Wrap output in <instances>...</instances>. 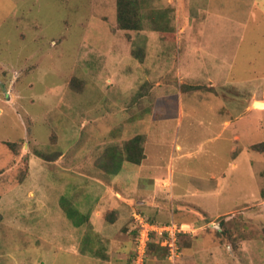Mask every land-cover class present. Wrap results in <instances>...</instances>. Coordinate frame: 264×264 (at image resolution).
I'll return each mask as SVG.
<instances>
[{
	"label": "rangeland",
	"instance_id": "374dc122",
	"mask_svg": "<svg viewBox=\"0 0 264 264\" xmlns=\"http://www.w3.org/2000/svg\"><path fill=\"white\" fill-rule=\"evenodd\" d=\"M138 13L0 0V264H174L155 233L140 261L139 218L182 227L176 264H264V0ZM134 138L150 170L115 177Z\"/></svg>",
	"mask_w": 264,
	"mask_h": 264
},
{
	"label": "trees",
	"instance_id": "16d2710c",
	"mask_svg": "<svg viewBox=\"0 0 264 264\" xmlns=\"http://www.w3.org/2000/svg\"><path fill=\"white\" fill-rule=\"evenodd\" d=\"M139 3L140 0H117V20L118 26L121 29L139 30L141 28L142 22L138 13ZM190 88L191 90H198L201 88V84L191 83ZM131 142L132 144L128 149L131 154L128 156V160L134 163H139L141 159L144 158L143 147L139 145L137 138H134ZM251 148L261 153L264 152V141L253 144ZM133 151L137 152L132 153ZM67 214L72 221L74 220L73 223L76 226L82 224L84 220L88 218V215H82V213L74 207H70ZM75 214H80V218L75 217ZM181 234L182 233L180 232L179 235L181 236Z\"/></svg>",
	"mask_w": 264,
	"mask_h": 264
},
{
	"label": "built area",
	"instance_id": "2783aa9c",
	"mask_svg": "<svg viewBox=\"0 0 264 264\" xmlns=\"http://www.w3.org/2000/svg\"><path fill=\"white\" fill-rule=\"evenodd\" d=\"M141 226L143 229L141 230V240L139 238V244L141 241V245L138 244V256L140 261L142 262L144 254L146 252V247L148 245L150 233L157 234L160 238H162V245L168 246L169 248V258L176 264V258L179 254V240L178 235L182 231V227L178 226L175 222L165 223V224H155L149 221H146L143 218H139ZM145 230V231H144Z\"/></svg>",
	"mask_w": 264,
	"mask_h": 264
},
{
	"label": "crops",
	"instance_id": "0c3cea01",
	"mask_svg": "<svg viewBox=\"0 0 264 264\" xmlns=\"http://www.w3.org/2000/svg\"><path fill=\"white\" fill-rule=\"evenodd\" d=\"M198 66H196L195 67V69L197 68ZM206 67V66H205ZM204 68V67H203ZM214 68H220L219 66H216V67H214ZM214 83V82H213ZM191 92H193V91H191ZM264 102V101H263ZM222 107V106H221ZM219 113H221V114H224L225 116H224V119H223V126H224V129H226V130H228L230 127H232L233 128V126H234V120H235V116H234V110H233V108L231 109L229 106H227L226 108H225V111H223L222 109H219V110H217ZM235 134L236 133H233V137L235 138ZM148 143V142H147ZM149 143H151V141H149ZM180 150L182 149V146L181 145H178L177 146ZM145 149H147V147H145ZM258 152V151H257ZM259 153H261V152H259ZM144 155H145V152H144ZM145 158V157H144ZM148 158V153H146V159ZM145 159V160H146ZM127 162H125V163H123L118 169H117V171L115 172V177H120V175H121V178L122 177H126V175L128 174V173H130L131 171H134V173L135 174H140V173H145V172H147V171H149L150 169L148 168V166H147V164L144 162V161H142V163H137V165L134 163V162H129V163H132V164H134V165H136L138 168H136V170H134V169H132V168H129L127 171L124 169V168H126V166H125V164H126ZM143 166H145V167H143ZM151 167L152 168H155V167H153V165H151ZM151 168V169H152ZM149 169V170H148ZM165 169L166 170H163L162 171V173H166V174H170V175H168V177H173V174H174V172H173V166H172V162L170 163L169 162V164H168V166L167 167H165ZM126 171V172H124L123 174H121L123 171ZM168 170V171H167ZM128 177H129V175H128ZM114 179H118V178H114ZM171 179V178H170ZM158 180V179H157ZM167 180H168V178H167ZM171 181V180H170ZM95 219L92 215L91 216H89V214H88V218L87 219ZM114 224V223H113ZM186 225V224H185Z\"/></svg>",
	"mask_w": 264,
	"mask_h": 264
},
{
	"label": "bare ground",
	"instance_id": "6f19581e",
	"mask_svg": "<svg viewBox=\"0 0 264 264\" xmlns=\"http://www.w3.org/2000/svg\"><path fill=\"white\" fill-rule=\"evenodd\" d=\"M256 105H258V107L259 106L264 107V102L263 101H256Z\"/></svg>",
	"mask_w": 264,
	"mask_h": 264
}]
</instances>
